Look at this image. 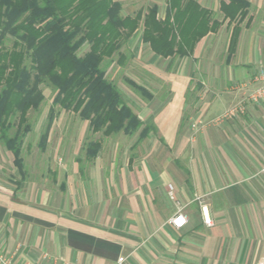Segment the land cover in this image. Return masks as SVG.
I'll list each match as a JSON object with an SVG mask.
<instances>
[{"label":"crops","instance_id":"1","mask_svg":"<svg viewBox=\"0 0 264 264\" xmlns=\"http://www.w3.org/2000/svg\"><path fill=\"white\" fill-rule=\"evenodd\" d=\"M196 1L219 25L190 55L153 52L143 22L129 38L140 62L130 78L150 95L125 91L137 130L105 136L79 115L56 118L43 182L0 149V254L13 264H264V100L250 98L264 84V0L233 21L230 0ZM155 6L164 19L168 0ZM92 136L101 149L89 159Z\"/></svg>","mask_w":264,"mask_h":264},{"label":"trees","instance_id":"2","mask_svg":"<svg viewBox=\"0 0 264 264\" xmlns=\"http://www.w3.org/2000/svg\"><path fill=\"white\" fill-rule=\"evenodd\" d=\"M248 7L246 0L221 4L230 21L247 15ZM122 9L123 0H0V141L20 171L24 172V140L32 130L29 112L45 100L42 85L56 92L40 138L42 150L47 147L57 106L89 120L93 133H132L141 124L121 90L108 80L104 60L112 59L141 22L143 41L165 58L190 55L219 25L196 0H168L164 19L155 5L144 15L140 10L135 16H123ZM9 38L11 48L6 47ZM85 44L89 50L80 56ZM128 82L149 95L135 81ZM148 132L146 127L143 134ZM100 149L101 142L90 141L87 157L94 158Z\"/></svg>","mask_w":264,"mask_h":264},{"label":"rangeland","instance_id":"3","mask_svg":"<svg viewBox=\"0 0 264 264\" xmlns=\"http://www.w3.org/2000/svg\"><path fill=\"white\" fill-rule=\"evenodd\" d=\"M156 2H164V0H125L123 1V7L126 12L131 9L134 11H138L140 9L146 11L148 7L155 5ZM11 46L12 39L9 38L6 42V47L11 48ZM88 50L89 45L85 44L79 51V55H84ZM136 52H138V48L136 49L134 44H130L129 39H127L122 43L120 50L115 53L112 59H105L102 64V68L106 70L108 80L118 86L126 103L131 102V95L128 94V92H125L127 89L131 88L133 90V95L135 94L138 97L144 96L141 92L136 90L134 91L133 87L128 82V79L132 80L130 76L134 77L135 75H140V62L137 60V55L135 54ZM42 90L45 95V100L39 109L30 110L29 112V122L32 125V130L24 140L22 153L26 180H38L40 182H43V180L51 177V174L46 172V170L51 166L49 155L48 153L46 154V151L41 149L39 143L41 135L46 129L49 108L52 105V101L56 94L55 90L47 85H42ZM77 117H79L78 114L73 111L63 110L60 106L56 107L57 119L68 118L69 120V118L75 119ZM51 131L52 130H50V132ZM94 138L95 137L92 136V139L88 140L87 144L90 141H93ZM54 145L55 141L49 139L46 148L49 149ZM5 148L6 147L3 142L0 141V149L5 150ZM4 173L6 177H13L11 174L12 172H9L7 169H5Z\"/></svg>","mask_w":264,"mask_h":264},{"label":"built area","instance_id":"4","mask_svg":"<svg viewBox=\"0 0 264 264\" xmlns=\"http://www.w3.org/2000/svg\"><path fill=\"white\" fill-rule=\"evenodd\" d=\"M259 78L264 80V70L260 71ZM250 98L255 102L264 100V84L262 86H260L259 88H257L256 91H254L252 94H250ZM237 110L238 109L234 108V109L229 111V114H234ZM169 195L171 196V198H174L173 187H170ZM201 210H202V214L204 217V222L206 224H211L212 220L209 216H207V214H208L207 205H202ZM170 222L174 227L181 228L186 224V218L184 217L183 214L178 213L176 216L171 218ZM48 257L49 256H45V258H48ZM0 264H13V263H12L11 257L6 256L4 254H0ZM26 264H30V263H26ZM58 264H76V263H71V262H67V261H60ZM114 264H127V257L123 256V255L119 256Z\"/></svg>","mask_w":264,"mask_h":264}]
</instances>
